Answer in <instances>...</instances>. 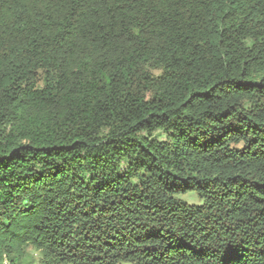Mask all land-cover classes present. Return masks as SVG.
<instances>
[{"label":"trees","instance_id":"obj_1","mask_svg":"<svg viewBox=\"0 0 264 264\" xmlns=\"http://www.w3.org/2000/svg\"><path fill=\"white\" fill-rule=\"evenodd\" d=\"M27 249L264 264V0H0V264Z\"/></svg>","mask_w":264,"mask_h":264},{"label":"rangeland","instance_id":"obj_2","mask_svg":"<svg viewBox=\"0 0 264 264\" xmlns=\"http://www.w3.org/2000/svg\"><path fill=\"white\" fill-rule=\"evenodd\" d=\"M189 202H194V200H188ZM40 255L32 251L30 249L25 250L24 256L22 259H20L19 264H39L40 262Z\"/></svg>","mask_w":264,"mask_h":264}]
</instances>
